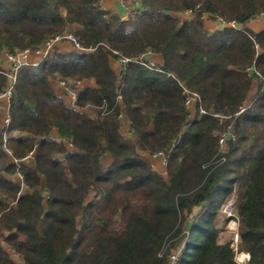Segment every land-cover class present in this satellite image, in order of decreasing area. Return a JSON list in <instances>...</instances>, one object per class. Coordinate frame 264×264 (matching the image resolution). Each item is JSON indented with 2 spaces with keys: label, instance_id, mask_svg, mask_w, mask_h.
I'll return each mask as SVG.
<instances>
[{
  "label": "trees",
  "instance_id": "16d2710c",
  "mask_svg": "<svg viewBox=\"0 0 264 264\" xmlns=\"http://www.w3.org/2000/svg\"><path fill=\"white\" fill-rule=\"evenodd\" d=\"M133 1L123 19L100 0H0V55L40 50L65 30L82 48L54 46L16 71L10 154L0 147V264H238L236 250L264 264V80L236 114L254 80L247 67L264 75V29L247 26L264 0ZM206 17L240 26L209 31ZM147 52L161 64L144 65ZM110 59H125L119 72ZM57 77L94 85L68 106ZM7 84L0 67V93ZM183 86L198 97L191 118ZM158 151L166 178L140 153ZM233 194L236 243L219 216Z\"/></svg>",
  "mask_w": 264,
  "mask_h": 264
},
{
  "label": "built area",
  "instance_id": "2783aa9c",
  "mask_svg": "<svg viewBox=\"0 0 264 264\" xmlns=\"http://www.w3.org/2000/svg\"><path fill=\"white\" fill-rule=\"evenodd\" d=\"M118 2L124 8L126 15L131 13V9L128 6H126V0H118ZM214 20L217 21L218 23H220L221 26L222 25H228V26H232V27L240 26V24L234 20L229 21V22H225L221 18H215ZM60 41H68L73 45L74 49L82 50V48L78 45L75 36L71 32H68L67 30H65V31H63L57 35L52 36L50 39H48V41H46L45 45L40 50H37V52H40L41 54H43V56H45V54L52 51L55 44L57 42H60ZM31 52L32 51H30L29 49H23V50H18L15 52H8L7 51L4 53L6 62L8 63V66L6 68H4V71H5L6 75L8 76V84L6 86V89L0 93V102L4 101V100L9 102V97L13 91V84L15 82L16 71L23 64H32L29 62V56H30ZM149 54L150 53L147 52L144 55H145V57H147V55H149ZM141 57L138 58V60L139 59L141 60ZM134 60L137 61V58H135ZM118 61L122 62V61H125V59H119ZM143 64L146 66H149V67H155V64L150 62V61H148L147 63L143 62ZM246 72L250 77H253L255 80L256 79L264 80V75H262L258 71H256L253 66L247 67ZM58 82H59V85L63 89V96L66 97V99L68 100L67 105L68 106H74L77 89H74V88H71L68 86V83H73V82H71V81L68 82L67 79H62L59 77H58ZM79 82H76V83L74 82V83L77 84ZM183 90H184V93L186 94L185 105L188 108L194 107L197 100H198L197 94L195 92H191V91L187 90L184 86H183ZM250 102H251V100H249L248 102L245 101L244 104L239 107L236 114L242 113L246 109V107L250 104ZM213 115L220 116L219 114H216V113H214ZM9 122H10V119H9V114H8V105L5 108H1V106H0V147H2L3 150L6 151V153H8V154H10V150L7 148L6 145H7V140L9 138V135H10V132H8ZM231 137H234V132H233L232 126L230 125L226 131H224L223 133L220 134L219 139H218V143H219L220 149L222 151H224L226 149V146H227L226 141ZM148 156L150 158L162 156V159L164 161L163 153L161 151L152 153ZM28 158L31 159L32 154H29L24 159H28ZM19 177H21V176L19 175ZM233 240H234V243L237 242V240H238V234L237 233L234 234ZM2 244H3V247L8 246L5 243H2ZM9 250L14 255H17V253L13 249H11L10 247H9ZM235 250H236V247H235ZM17 258H18V255H17ZM172 258L175 259V256H173ZM248 260H249V254L248 253H246V252H239L238 253L236 250V261L238 264H248Z\"/></svg>",
  "mask_w": 264,
  "mask_h": 264
},
{
  "label": "crops",
  "instance_id": "0c3cea01",
  "mask_svg": "<svg viewBox=\"0 0 264 264\" xmlns=\"http://www.w3.org/2000/svg\"><path fill=\"white\" fill-rule=\"evenodd\" d=\"M100 5L103 9L112 11V12L120 15L122 18L127 17V15L125 14L124 8L121 6V4L118 2V0H100ZM204 24H205V27L209 31H213V30L221 27L220 23H218L217 21L212 20V19L207 20V18H204ZM247 26H249L252 30H255V31H259L261 29H264V16H257L256 18L250 20L247 23ZM72 27H75V25H72ZM55 47L59 51H64V52L74 50L73 45L68 41L57 42L55 44ZM43 57H44L43 54H41L40 52L32 51L30 53V56H29V62L32 64H36ZM146 58L148 61L154 63L155 65L161 64V62H162V57L158 53H150L149 55H147ZM110 65L116 72H119V70H120V62L119 61L116 60V62H115L114 60L110 59ZM7 66H8V63L6 62L4 53H2V55H0V67H2L4 69ZM51 84L53 85L56 94L63 97L65 103L67 104L68 100L66 99V97L63 96V89L59 85L58 77L56 79L51 80ZM257 84H258L257 80H255V79L252 80V85L250 87V90H249L248 95H247L246 100H245L246 102H248V99L250 98L251 95H252V97L250 100H252V98L254 97L255 92L257 90ZM87 85H94L93 79L80 81L79 83L76 84V89L79 90L81 88H84ZM7 105H8V101H6V100L0 102L1 108H5ZM189 110H190L189 117L191 118L194 115V107H190ZM15 133H17V132H12V134H15ZM50 135L53 138H58L57 130L52 129ZM140 153L147 156L146 153H143V152H140ZM160 165H162V163H160ZM16 176H18L20 181H18ZM12 179H14L18 182H21V177H19L18 174L13 176Z\"/></svg>",
  "mask_w": 264,
  "mask_h": 264
},
{
  "label": "rangeland",
  "instance_id": "374dc122",
  "mask_svg": "<svg viewBox=\"0 0 264 264\" xmlns=\"http://www.w3.org/2000/svg\"><path fill=\"white\" fill-rule=\"evenodd\" d=\"M138 2V1H137ZM135 2L133 0H126V6H128L131 10L132 8H134ZM180 17L182 19H185L188 17L189 12H185L182 14H179ZM207 20H210L212 18L210 17H206ZM214 20V19H212ZM116 62L115 59H112ZM118 61V60H117ZM252 95L250 96V98L248 99V101L251 99ZM121 131L123 133L124 136H130L129 133H127V129L126 126L122 123L121 125ZM70 148V146H68ZM147 158L150 161L151 167L153 170H155L156 172H158L162 177L166 178V172H165V160L163 161L162 156H158V157H149L147 155ZM32 159V158H31ZM31 159L28 158L29 162H31ZM105 162H109L110 161V155L107 154L105 156V159L103 160ZM159 161V162H158ZM160 163H162V165H160ZM16 178L18 179V181H20V179L18 178V176H16ZM233 202H234V194L230 195L228 197V199L226 200V202H224L219 209V216H221V218L225 217L227 218V222H226V227H225V231L223 232L222 236L223 237H227V236H231L232 238L234 237V234L237 233L238 234V223H237V219L234 213V209H233ZM197 210V208H194L193 212H195ZM189 218L191 219V215L189 216ZM190 223V222H189ZM223 223L222 220H220V225ZM5 250L9 253V255L11 256V258L16 261L19 262L17 255H14L10 250L8 246H4ZM238 252V251H237ZM239 253V252H238Z\"/></svg>",
  "mask_w": 264,
  "mask_h": 264
},
{
  "label": "water",
  "instance_id": "95a60500",
  "mask_svg": "<svg viewBox=\"0 0 264 264\" xmlns=\"http://www.w3.org/2000/svg\"><path fill=\"white\" fill-rule=\"evenodd\" d=\"M123 19H126V17H124Z\"/></svg>",
  "mask_w": 264,
  "mask_h": 264
}]
</instances>
